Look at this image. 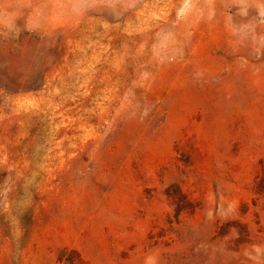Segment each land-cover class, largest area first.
Masks as SVG:
<instances>
[{
    "label": "rangeland",
    "instance_id": "1",
    "mask_svg": "<svg viewBox=\"0 0 264 264\" xmlns=\"http://www.w3.org/2000/svg\"><path fill=\"white\" fill-rule=\"evenodd\" d=\"M0 264H264V0H0Z\"/></svg>",
    "mask_w": 264,
    "mask_h": 264
}]
</instances>
